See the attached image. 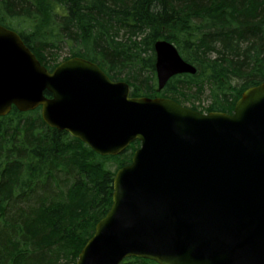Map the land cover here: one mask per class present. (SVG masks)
Instances as JSON below:
<instances>
[{
	"label": "water",
	"instance_id": "95a60500",
	"mask_svg": "<svg viewBox=\"0 0 264 264\" xmlns=\"http://www.w3.org/2000/svg\"><path fill=\"white\" fill-rule=\"evenodd\" d=\"M158 88L196 74L168 41L154 45ZM49 93L47 97L45 93ZM41 108L43 121L101 156L140 142L118 170L112 206L76 264H264V83L232 114L166 98L132 97L96 64L74 57L50 72L0 25V117Z\"/></svg>",
	"mask_w": 264,
	"mask_h": 264
},
{
	"label": "trees",
	"instance_id": "16d2710c",
	"mask_svg": "<svg viewBox=\"0 0 264 264\" xmlns=\"http://www.w3.org/2000/svg\"><path fill=\"white\" fill-rule=\"evenodd\" d=\"M0 25L17 32L49 71L81 57L127 82L132 97L182 104L179 97L204 96L212 102L206 113L232 114L246 90L264 83V0H0ZM159 40L197 70L173 77L162 91ZM64 48L70 55L57 61ZM139 146L104 157L49 127L40 109L13 107L0 117V264H76L112 206L117 171Z\"/></svg>",
	"mask_w": 264,
	"mask_h": 264
},
{
	"label": "rangeland",
	"instance_id": "374dc122",
	"mask_svg": "<svg viewBox=\"0 0 264 264\" xmlns=\"http://www.w3.org/2000/svg\"><path fill=\"white\" fill-rule=\"evenodd\" d=\"M69 55H70L69 50L67 48H64L61 51H59L58 54L55 55V57H57L56 58L57 61H63L62 59H64L65 57H67ZM166 98L173 99L171 97H166ZM179 98L184 103V104L182 103L181 105L188 107V108H191V109H195V110L202 112V113H206V109L212 103L208 97H204V96H201V98H199V99H186L183 97H179ZM108 165L110 166L111 171H115L116 165H117L116 163L114 164V162H113V163L108 164Z\"/></svg>",
	"mask_w": 264,
	"mask_h": 264
},
{
	"label": "bare ground",
	"instance_id": "6f19581e",
	"mask_svg": "<svg viewBox=\"0 0 264 264\" xmlns=\"http://www.w3.org/2000/svg\"><path fill=\"white\" fill-rule=\"evenodd\" d=\"M46 10H47V9L42 8V9H41V13H45V12H47ZM37 183H38V182H36V183H34V184H37Z\"/></svg>",
	"mask_w": 264,
	"mask_h": 264
}]
</instances>
